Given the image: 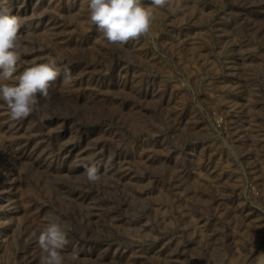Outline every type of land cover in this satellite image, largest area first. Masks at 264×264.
<instances>
[{
	"label": "rangeland",
	"instance_id": "obj_1",
	"mask_svg": "<svg viewBox=\"0 0 264 264\" xmlns=\"http://www.w3.org/2000/svg\"><path fill=\"white\" fill-rule=\"evenodd\" d=\"M88 4L7 0L16 75L62 72L39 113L0 102V264H40L54 218L65 264H264V0H173L126 45Z\"/></svg>",
	"mask_w": 264,
	"mask_h": 264
},
{
	"label": "clouds",
	"instance_id": "obj_2",
	"mask_svg": "<svg viewBox=\"0 0 264 264\" xmlns=\"http://www.w3.org/2000/svg\"><path fill=\"white\" fill-rule=\"evenodd\" d=\"M167 8L175 14L173 0H89L88 19L111 45H126L149 34L155 20L154 8ZM23 21L13 15L7 0H0V102L7 106L13 120H23L48 108L51 102L49 89L61 75L57 57L44 62L33 61L16 75L22 55L26 51L19 31ZM67 75V69L63 70ZM89 183L101 180L96 163H84ZM72 225L59 218L50 220L40 231L38 245L43 253L40 264H65L63 249L68 243ZM76 259V255H73Z\"/></svg>",
	"mask_w": 264,
	"mask_h": 264
}]
</instances>
